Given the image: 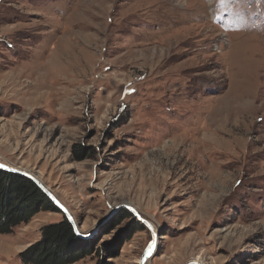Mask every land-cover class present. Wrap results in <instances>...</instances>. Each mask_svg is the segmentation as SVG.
Instances as JSON below:
<instances>
[{"label": "rangeland", "instance_id": "374dc122", "mask_svg": "<svg viewBox=\"0 0 264 264\" xmlns=\"http://www.w3.org/2000/svg\"><path fill=\"white\" fill-rule=\"evenodd\" d=\"M0 163L107 262L150 240L130 205L157 232L145 264H264V0H0ZM64 217L0 233V264Z\"/></svg>", "mask_w": 264, "mask_h": 264}, {"label": "trees", "instance_id": "16d2710c", "mask_svg": "<svg viewBox=\"0 0 264 264\" xmlns=\"http://www.w3.org/2000/svg\"><path fill=\"white\" fill-rule=\"evenodd\" d=\"M81 159V158H78ZM54 208L51 200L30 179L6 170H0V233H9L21 222H27L39 210ZM79 238L64 217L60 222L41 227V238L20 256L26 264H70L95 250L102 257L101 264L107 262L104 256L115 257L118 248L114 244Z\"/></svg>", "mask_w": 264, "mask_h": 264}, {"label": "snow or ice", "instance_id": "6c2138e0", "mask_svg": "<svg viewBox=\"0 0 264 264\" xmlns=\"http://www.w3.org/2000/svg\"><path fill=\"white\" fill-rule=\"evenodd\" d=\"M0 170H9V171H12V172H18L19 171V169H17V168H9V165L8 164H5V163H0ZM24 175H28V173H24ZM239 183L240 182L237 181V184H239ZM49 195L51 196V193H49ZM51 198L59 206V208H61L63 210V212L66 215V218L69 219V220H71L72 217L69 214L68 209L58 199H56V197L52 196ZM131 212H132L133 216L136 219L141 220V222L149 230L150 240H149V242L147 244V247L145 249V252H144L145 259H147V258H149V257L152 256L154 250L157 247L158 237H157L156 229H155V227H154V225L152 223H149L147 220L143 219V217L141 216V214L135 208H132L131 209ZM74 232L77 235H81V236L82 235H85V233L84 232H81L78 228H74ZM141 264H143V261L141 262Z\"/></svg>", "mask_w": 264, "mask_h": 264}, {"label": "water", "instance_id": "95a60500", "mask_svg": "<svg viewBox=\"0 0 264 264\" xmlns=\"http://www.w3.org/2000/svg\"><path fill=\"white\" fill-rule=\"evenodd\" d=\"M9 168H17V167H11V166H9ZM17 169H19V171L18 172H13V173H16V174H19V175H22V176H24V177H26V178H28V179H30L31 181H33L38 187H39V189L51 200V202L54 204V206L60 211V212H62L63 213V215L66 217V215H65V213L63 212V210L61 209V208H59V206L53 201V199L51 198L52 196H54V194L50 191V189L47 187V186H45L33 173H30V172H28V171H26V170H24V169H21V168H17ZM6 171H9V170H6ZM10 172H12V171H10ZM24 173H28V175H24ZM49 193H51V196L49 195ZM55 197V196H54ZM56 199H57V197H56ZM122 207H124V208H126L127 210H129L130 212H131V209L133 208V207H131L130 205H123ZM69 212V211H68ZM132 213V212H131ZM69 214L71 215V213L69 212ZM71 217H72V219L71 220H69V219H67L70 223H71V225H72V227H73V230H74V228H78L77 226H76V224H75V220H74V218H73V216L71 215ZM143 219H145V218H143ZM137 220H139V219H137ZM145 220H147V219H145ZM140 222H141V220H139ZM148 221V220H147ZM149 222V221H148ZM142 223V222H141ZM150 223V222H149ZM143 224V223H142ZM79 229V228H78ZM76 234V233H75ZM77 235V234H76ZM91 235V233L90 234H85V235H78V236H81V237H83V238H87V237H89ZM146 247H147V245L144 247V249H143V251H142V253H141V255H140V257H139V260H138V264H141V262L143 261V264H145V262L147 261V259H145V256H144V252H145V249H146ZM155 251V250H154ZM154 253V252H153ZM153 255V254H152ZM189 264H200V263H198L197 261H193V262H191V263H189Z\"/></svg>", "mask_w": 264, "mask_h": 264}, {"label": "bare ground", "instance_id": "6f19581e", "mask_svg": "<svg viewBox=\"0 0 264 264\" xmlns=\"http://www.w3.org/2000/svg\"><path fill=\"white\" fill-rule=\"evenodd\" d=\"M37 177V176H36ZM38 178V177H37ZM139 260V259H138Z\"/></svg>", "mask_w": 264, "mask_h": 264}]
</instances>
